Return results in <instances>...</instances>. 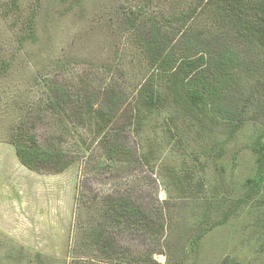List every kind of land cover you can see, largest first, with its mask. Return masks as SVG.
<instances>
[{
    "label": "rangeland",
    "instance_id": "1",
    "mask_svg": "<svg viewBox=\"0 0 264 264\" xmlns=\"http://www.w3.org/2000/svg\"><path fill=\"white\" fill-rule=\"evenodd\" d=\"M141 5V0H18L15 7L13 0H0V264L106 260L89 232L105 222L98 208L103 198L119 194L157 213L154 217L165 224L154 236L122 224L107 228L127 255L140 258L131 257L127 264H221L225 258L264 264V192L192 244L202 212L207 210V221L216 222L244 195L243 183L255 170L249 144L258 134V122L244 125L221 161L214 152L181 146L172 139L175 131L160 127L140 139L126 134L136 151L124 163H110L88 129L78 124L75 103L61 113L47 108L54 86L72 100L89 99L114 84L130 95L146 75L139 48L147 34L145 23L169 28L176 25L175 14L189 9L175 0L138 10ZM131 10L142 15L134 21ZM33 13L37 42L22 43ZM131 20L139 23L134 29ZM20 128L36 133L41 142L62 136L58 142L76 161L59 174L29 170L10 141ZM150 253H155L152 260H142Z\"/></svg>",
    "mask_w": 264,
    "mask_h": 264
},
{
    "label": "trees",
    "instance_id": "2",
    "mask_svg": "<svg viewBox=\"0 0 264 264\" xmlns=\"http://www.w3.org/2000/svg\"><path fill=\"white\" fill-rule=\"evenodd\" d=\"M141 1L143 5L138 10L150 8L158 0ZM175 1L189 6L185 13L172 17L175 26L167 28L156 21L145 23L147 34L140 40L139 48L145 59L146 75L128 97L114 84L100 90L98 95L92 93L89 99L72 100L54 86L47 108L61 113L67 110L68 103H75L80 113L78 124L88 129L101 157L110 163H124L136 151L128 146L127 135L140 139L149 135L150 129L160 127L175 131L172 139H178L181 146H198L199 150L214 152L221 161L225 147L235 142L244 125L258 122V134L249 144L255 170L243 183L244 195L235 200L231 209L222 212L216 222L207 221L211 217L207 210L202 212L192 242L196 246L264 192V0ZM17 3L18 0H13V6ZM131 15L136 21L137 15L142 14L131 10ZM133 20L132 29L139 25L138 21L134 25ZM25 27L27 34L20 41L35 44L38 39L35 13ZM38 137L22 128L10 137L20 163L29 170L59 174L76 161L63 142H58L62 136L44 142ZM149 155L148 152L144 156L146 161ZM172 172L181 185L182 176L175 168ZM98 208L105 222L89 232L95 248L106 259L96 260L98 264H127L131 257L140 260L127 255L128 250L125 252L107 228L122 224L153 236L165 230L164 222L156 219L157 213L122 194L103 198ZM154 255L147 254L149 259L142 260H152ZM40 264L46 263L40 260ZM221 264L245 263L225 258Z\"/></svg>",
    "mask_w": 264,
    "mask_h": 264
}]
</instances>
